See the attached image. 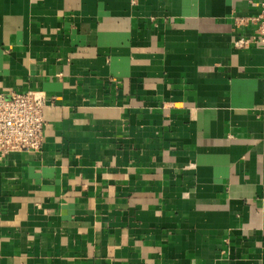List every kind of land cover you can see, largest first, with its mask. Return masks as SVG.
<instances>
[{"label":"crops","instance_id":"0c3cea01","mask_svg":"<svg viewBox=\"0 0 264 264\" xmlns=\"http://www.w3.org/2000/svg\"><path fill=\"white\" fill-rule=\"evenodd\" d=\"M264 0H0V93L48 96L0 159V264H264Z\"/></svg>","mask_w":264,"mask_h":264},{"label":"built area","instance_id":"2783aa9c","mask_svg":"<svg viewBox=\"0 0 264 264\" xmlns=\"http://www.w3.org/2000/svg\"><path fill=\"white\" fill-rule=\"evenodd\" d=\"M239 22L249 23L251 29L234 41L238 47L250 43L264 44V3ZM48 96L39 90L28 89L0 93V159L16 151H41L45 147L46 119L44 108Z\"/></svg>","mask_w":264,"mask_h":264}]
</instances>
